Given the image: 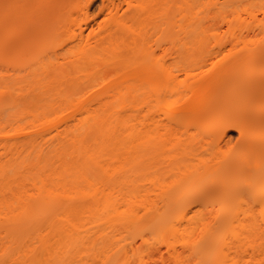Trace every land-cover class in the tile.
I'll list each match as a JSON object with an SVG mask.
<instances>
[{
    "label": "bare ground",
    "instance_id": "bare-ground-1",
    "mask_svg": "<svg viewBox=\"0 0 264 264\" xmlns=\"http://www.w3.org/2000/svg\"><path fill=\"white\" fill-rule=\"evenodd\" d=\"M70 1L11 0L32 7L21 10L7 34L0 19V69L27 80L38 61L41 75L52 73L38 86L43 92L35 104L7 118L13 134L0 132V150L12 157L0 159V264H148L156 258L162 264H261L264 217L256 200H227L219 221L216 216L228 192L249 184L258 191L264 173V133L254 128L260 111L246 126L254 135L240 138L242 151L229 154L227 131L240 135L237 128L219 134L224 124L240 123L234 109L241 78L257 73L259 82L264 0H227L229 49L215 51L208 48L215 28L192 20L196 0H181L189 19L180 26V58L186 73L200 71L186 74L184 83L158 63L150 46L152 29L166 24L159 19L179 0L142 3L93 45L83 29H72ZM120 5L109 1L102 8L117 13ZM54 34L65 40L55 43ZM65 42L80 44L90 70L106 74L87 87L78 86L79 77L57 85L70 76L58 68ZM207 64L212 71L202 70ZM75 72L81 71L75 66ZM25 115L33 118V132L20 124ZM161 244L167 260L154 247Z\"/></svg>",
    "mask_w": 264,
    "mask_h": 264
},
{
    "label": "rangeland",
    "instance_id": "rangeland-1",
    "mask_svg": "<svg viewBox=\"0 0 264 264\" xmlns=\"http://www.w3.org/2000/svg\"><path fill=\"white\" fill-rule=\"evenodd\" d=\"M109 1H113L117 4H119V2H121V5H120L121 9L117 13L114 10L108 11V10L103 9V11H101V9L103 7V3H107ZM150 1H153V0H72V1H70L71 5L73 7V15L71 16V18L74 20V23H75V24L72 23V25L74 24L72 29L76 32L78 31L79 28L83 29V32H84L83 34L85 36H89L92 38L89 43L91 45H93L94 40L96 38L105 37L107 35L108 31L116 30V27H115L116 22L127 23V19L133 13V11H137L138 8L141 7L142 3L145 5H148ZM68 4H70V3H68ZM71 5H69V6H71ZM183 7H184V5H183L182 1L179 0V2L177 1V3L175 5L171 6L169 9L167 8L165 13L163 12L164 15L162 18L159 19V21H161V23L164 22L166 24H163L160 27V29H152L151 35H150V46H151V50L153 51L154 56L156 57L158 63L163 64L166 67H169V69L171 70V73L176 77V80L184 83V82H187L189 80L186 76V74H188L189 72L186 73L187 71L184 69V65H183L184 60H183V58H180V55L182 53V49H181V45H180V41H181L180 38L182 36L180 26L183 23H185V21L189 18L187 15V9H183ZM193 7L195 8L194 9L195 14H194V17L192 18L193 21L199 22L204 27L208 26L211 29L215 28V29H212L210 32L212 35L210 36V38L208 40V48H210V49L215 48V49H212V51L217 50V48H218L217 46H220L221 48L225 47V49H229V44L226 42V39L229 35V27L226 24V21H229L232 18L231 7H230L229 2L227 0H196ZM123 14H125L126 16L122 17ZM199 23H197V24H199ZM72 25L69 24L68 26L72 27ZM128 25H129V23H128ZM54 35L52 36V39L55 43H57L61 39L65 40V34H63L64 36H61V35H55L54 36ZM219 39L221 40L219 45H215V40H219ZM68 43L69 42H67V44H66V42L64 43L63 49H61V47L59 46V48L61 50L59 49L60 51H58L57 55L59 56L58 57L59 58L58 68H60V71L63 72V75H65L67 73V74H70V76L69 77H63L59 81L56 79L55 82L57 83V85H58V83L59 84L61 83V86H65L66 85L65 82L68 79L72 80L73 78L79 77L77 79L78 80V86L82 85L84 87H87V85L89 83L94 82L95 79L101 78L106 74V72L104 73V70L100 71V72H98L96 70L95 71L90 70L91 66L86 63V61L83 59L82 54L80 53L81 45L78 44L77 42H74L73 44L70 43V45ZM65 44L68 46H66ZM8 45H10V44H8ZM62 47H63V45H62ZM27 55L28 54H26V56ZM31 55H32V53H31ZM51 55L52 54L50 53L49 56H51ZM75 55H78V57L76 56L77 58H75ZM212 57H213L212 59L215 60V56H212ZM74 58L77 59V62L74 64V66H72L70 64V60L71 59L73 60ZM25 59H26V57H25ZM50 59H51V61H54L55 58L52 56ZM50 59H48V60H50ZM32 60H34V59H32ZM258 60H260L262 62L261 58L260 59L258 58ZM23 61H24V57L21 58V61H19V66H17V69H19V70L22 69V66H20L22 63H20V62H23ZM130 61L132 63H134L135 66L142 67V63H140V60H139V62H138V60L135 61V59L130 60ZM208 62H210V61H208ZM254 63H255V61L253 62L252 66L254 65ZM32 64H33V71L35 74L33 75V77H31L30 79H27V80H22V78H21L22 75L20 73H18L17 70H11L9 67H8L9 69L7 68L8 70L5 68L0 69V92L3 91L2 94L0 93V115H1L0 132L2 130H4L7 132L8 135L13 134V130L10 127H7V124H6V120L9 117V115L14 114V113L16 114L18 112H22V113L27 112L29 110V108L31 107V105L35 104V103H30V102L34 101L33 97L35 96V94L38 95V94H41V92H43V91H41L42 88H40L38 86L40 84L47 83L50 80L49 77L52 76V73H50L49 77L40 74L41 71H40L39 66L37 65L38 61H33ZM204 65H206V63H204ZM258 65H260V64L257 63L256 66H258ZM75 66L78 67V69L81 71L80 73L75 72ZM73 69H74V71H73ZM86 69H87L86 72H82L83 70H86ZM207 69H209L208 64H207V66L203 67L202 70H207ZM259 71H260V69H259ZM199 72H200L199 70H197V71L194 70V71H190L189 74L195 75ZM113 74H114V72H113ZM6 75L10 76L9 79L7 77H5ZM111 75L108 76V78H110ZM255 75L257 76V73ZM257 78H258V76L256 77V81H258ZM241 79H243V82H240L239 85L240 86L243 84L245 85L244 77H242ZM233 84H235L234 81H233ZM257 84H259V82ZM239 85L237 88L240 87ZM226 86H230V83L226 84ZM235 86H236V84H235ZM257 89H259V88H257ZM222 90H223V88H222ZM238 90H239V92H241L238 94H240V95L243 94L244 89L243 90L238 89ZM230 91L232 92V90H230ZM258 91L256 90V92H258ZM231 94H233V93H231ZM235 94H236V91H235ZM238 94H236L237 97H238ZM43 95H41V97ZM257 96L259 97V94ZM43 98H46V95H44ZM238 98L240 99V97H238ZM239 99H237V100L239 101ZM258 99H256V100H258ZM232 104H233V101H232ZM229 108H230V106H229ZM256 110L259 111V101L256 102L255 111ZM254 114H255L254 115V117H255L256 114H258V113H254ZM23 118L24 119L20 122V124H21V126H23L24 131L25 132H33L35 130L31 126V123L33 122V118H31L30 116H26V115ZM171 124H173V122ZM180 125H181V123H180ZM173 126H174V124H173ZM176 127H174V129L178 130V128H176ZM254 128L262 131L261 125H258V127L254 126ZM170 129H171V127H170ZM190 129H192V131H193L192 135L194 136L195 135L194 134L195 128H193L191 126ZM190 129H189V131H190ZM177 130L175 131V134H176ZM182 130H183V128H182ZM182 130H181V132H182ZM178 131H180V129ZM184 131H185V129H184ZM253 131H255V130H253ZM187 133H184V134H187ZM227 133L229 136V140H232L231 146L237 142L238 137H239V141L241 143V140H240L241 136L238 134V132L228 130ZM256 133L257 132H255V134ZM172 134H174V132H172ZM184 134L182 133V135H184ZM246 134H247V136H246ZM246 134H245L246 138L248 136L254 135V134L248 135V133H246ZM177 135H179V134H177ZM258 135H261V134L258 133ZM262 136H260V137H262ZM197 137H198V134L195 138L197 139ZM200 137H201V135H200ZM200 137L198 139H200ZM227 137H226V139H227ZM230 137H231V139H230ZM260 137L259 136L257 137L258 141L260 140ZM222 142H224V141H219L218 143L220 144ZM218 143H217V147L222 145V144H220L218 146ZM224 145H222L220 147H223ZM239 146H241L243 148V145H239ZM239 146H238V148H239ZM213 147H216V144ZM238 148H236L237 150H234V151H242V150H238ZM47 149H49V148H47ZM222 149H224V147ZM47 151L48 150H45L44 152H47ZM11 158L12 157L10 155H5L4 151L0 150V159L2 161L10 160ZM154 247L158 248L160 250L162 256L164 255L165 257L164 256L163 257L166 259L168 253H166L167 250L165 249V245L164 244L154 245ZM153 261H155L154 262L155 264H162L160 259L156 258V260H153ZM147 262H148V264H154L152 262V259L148 260Z\"/></svg>",
    "mask_w": 264,
    "mask_h": 264
},
{
    "label": "snow or ice",
    "instance_id": "snow-or-ice-1",
    "mask_svg": "<svg viewBox=\"0 0 264 264\" xmlns=\"http://www.w3.org/2000/svg\"><path fill=\"white\" fill-rule=\"evenodd\" d=\"M32 7L29 5H24L20 3L11 2V0H3L0 3V19H2L5 33L15 26L21 19V10ZM103 11V8L101 9ZM219 63V62H217ZM217 66L216 63L213 64V69ZM208 71H212L209 69ZM256 78L254 73H249L244 85V92L241 95L239 101L236 104L235 111L237 118L240 120V123H226L219 129V134H223L225 130L229 127H235L239 130L241 140L245 137L246 126L250 127L253 121L255 107H256ZM259 111H260V121H261V130L264 133V64H262L259 74ZM240 144V141H237L229 149V154L236 149ZM245 195H251L253 199L256 200L257 204L260 207V216L264 217V173L261 175L259 189H257L249 184L245 185L242 188L228 192L226 194V200H221V212L217 214L216 221L221 219V214H223L227 208V200L239 201ZM264 227V223H262ZM226 238V237H225ZM217 264H228V261H219ZM233 264H236L234 261ZM264 264V261L261 262Z\"/></svg>",
    "mask_w": 264,
    "mask_h": 264
}]
</instances>
